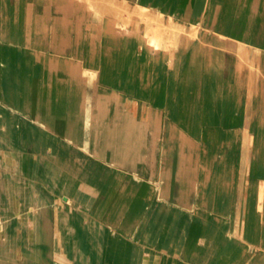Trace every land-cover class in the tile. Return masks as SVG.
<instances>
[{"label": "rangeland", "instance_id": "obj_1", "mask_svg": "<svg viewBox=\"0 0 264 264\" xmlns=\"http://www.w3.org/2000/svg\"><path fill=\"white\" fill-rule=\"evenodd\" d=\"M25 6L41 11L28 14L32 9L18 7L17 28L0 27V142L14 131L11 145L2 142L0 148L20 150L26 141L24 154L42 158L36 143L42 126L33 125L19 108L20 95L10 99L4 85L6 54L34 53L53 76L68 73L75 80L63 91L85 90L88 104L106 116L131 115L150 127L149 160L140 163L150 176L67 142L97 171L83 168L85 183L118 194L110 183L125 173L118 199L129 190L131 198L153 206L166 235H186L180 244L167 237L153 244L169 255L161 264H207L215 254L224 264H264V0H26ZM28 31L33 37L46 33L50 43H20ZM21 72L9 79L20 82ZM52 133L64 142L61 133ZM56 152L62 153L59 161H72L61 148ZM93 214L102 220L116 216ZM113 236L107 232L106 247L123 243ZM189 245L195 252L185 255Z\"/></svg>", "mask_w": 264, "mask_h": 264}, {"label": "bare ground", "instance_id": "obj_2", "mask_svg": "<svg viewBox=\"0 0 264 264\" xmlns=\"http://www.w3.org/2000/svg\"><path fill=\"white\" fill-rule=\"evenodd\" d=\"M25 1L26 0H0V27L10 28L11 25H13L14 28H17V25L15 26V21L17 18H19L18 13H16V8L18 7L24 10L23 12L32 9V11H30L28 14L41 11V9L38 10L33 7L25 6ZM28 2L31 3L30 1ZM2 12L4 14H2ZM37 34L38 33L35 32L33 37V34L31 35L30 31H28L24 38H22L23 36L20 34L21 37L19 41L20 43H25L24 45L29 43L30 46L34 47L36 45L46 46L50 43L48 42L49 38L47 41L46 37H44L46 36V33L43 35ZM53 42L52 44L58 43V41H56L55 39ZM233 44L237 47L236 43ZM234 45L233 47H235ZM0 49L3 48L0 47ZM4 49H6L7 52L12 51V49L8 47H4ZM28 51H30V48L28 49ZM28 51H26V53ZM28 54L29 55L23 56V58H18L11 53L6 54L8 58L3 60V64L6 67V69L4 70V76H7L6 80L4 81V85L7 91L9 90V92L11 93L9 94L10 99L11 97L13 98L12 95H20V99L18 101L19 108L32 116V119L35 122L33 123V125H37L36 123H38V126H42V129L40 127L39 131L36 132L38 133L36 134V143L39 146V151L42 155V158H39V160H54L62 167H64L69 173L77 176L80 180L85 182L84 178L86 171H83V168H87V170L90 171L95 170H93V167L88 165L86 161H83L82 155L77 156L81 154V151L79 150V152L76 147L70 146L69 142H72L77 144L80 148L86 150L85 153H90L96 158H107V160L109 161H113L114 163L122 165L128 169H134L139 173L146 174L148 176L153 174V172H150L151 170H149V167L142 165L140 166V163L142 164V160H149V157L146 153L147 149L145 147V143H147L148 147L147 136L149 137L148 130H150V127H146L147 123L140 119H132L131 115L128 117L127 114L119 115L112 119L111 117L106 116L105 113L103 114L104 111L92 108L88 104L91 99L90 94H88V92H86L85 90L79 93H75L71 90L63 91V89H61L62 87L66 86V84H69L71 86L75 84V80L68 79V73H63L59 76H53L52 73L47 71V66L38 64L37 57L39 55L29 52ZM29 61H34L33 65L37 69L34 68L35 70H29ZM26 67L29 70H27L28 72L24 69ZM18 68L20 70H23V73L21 72V81L17 82L14 78V80L9 79V75L12 76L15 73L19 72ZM18 78H20L19 75ZM48 85L54 86L55 90L47 89L46 87ZM77 99H81L82 101L78 102ZM81 103L83 104V106H81ZM25 126L26 125L24 121L20 120V129H22L21 131L23 132L24 139H27ZM10 130H12V127ZM52 131L61 133V136L64 138V142H57L56 140H53ZM9 132H11L12 134L14 131L12 130ZM17 133L19 134V132ZM17 133L16 135H18ZM11 134H5V138L0 142L1 148L3 147L1 146L2 142H4L3 144L11 145L8 142L9 138L10 140L13 139V136ZM18 140L21 141V137ZM11 142H13V140ZM24 142L23 149H15L13 151H19L22 154L26 153L24 149L25 147L28 148V143H26V141ZM51 142H53V146L51 145ZM50 145L51 148L49 149ZM12 147L15 148L14 146ZM58 148L62 149L64 153L63 157L68 158V162H70L69 159L72 158V161L68 163L69 165L64 161H59L58 158L62 153L59 154L56 152V149ZM69 148L71 149L70 154L67 153V150ZM112 151L114 152V154L111 153ZM76 152L78 153L76 154ZM51 153L56 155L53 156ZM73 158L76 159L73 160ZM80 164H82V167H79ZM95 172L97 173V171ZM116 175L118 177H112L114 179V182H111L110 185L117 189L119 193L117 194L116 192H112L111 194L109 190H107L106 188L104 189L105 186L103 185V189H100V191L102 192L101 194L99 193V196L91 209V212L99 216L105 214L106 212L115 213L116 216L103 221L107 222L110 226L108 232H114L112 240L118 239L122 240L123 242L122 244L117 245V247L115 248H108L105 246L104 264H131L132 262L130 244L132 240L138 242L140 241V243L146 244L147 246H152L155 243L157 246L159 245V243H166L167 241H163V239L166 237L170 240H175V242H177L178 244L183 243L186 235L184 233H178L175 236L166 235L165 226L167 225L155 220V214L152 212L153 206H147L145 202L142 201L143 199L140 200L139 197L137 199L131 198L129 196V190L123 192L125 194H128L126 198L118 199L120 191L123 190L124 186L122 179L126 174H123L122 172L116 173ZM89 177L90 175H88V178ZM97 178L102 181V178H99V176ZM91 181H86V183L90 182V184L92 185ZM95 184L97 183L95 182ZM131 192L133 191L131 190ZM38 214L39 221H37V224L35 223V246L37 251L36 263L57 264V262L53 260L52 256L54 231L53 209L46 208L41 210V212ZM184 219L185 221H187L186 217H184ZM177 220L178 217H175L174 222L178 223ZM181 222L183 221L179 220V223ZM185 223L183 224L184 226ZM124 242H126L127 244ZM157 246L153 245L152 247L156 248ZM195 249L196 247L189 245L184 249V253L185 255H191L193 251L195 252ZM167 252L172 254V250H168ZM164 256L166 258L167 255ZM164 260L165 262H168L167 259ZM138 262L139 263L137 264H141L142 262H144V264H153L150 260H147V258H144L143 261L139 259ZM224 263V257L222 258L219 254H215V257H212L207 264ZM0 264H33V262L28 259L17 261L15 259L13 260L5 257H0Z\"/></svg>", "mask_w": 264, "mask_h": 264}, {"label": "crops", "instance_id": "obj_3", "mask_svg": "<svg viewBox=\"0 0 264 264\" xmlns=\"http://www.w3.org/2000/svg\"><path fill=\"white\" fill-rule=\"evenodd\" d=\"M40 161L37 155L0 149V257L37 264L36 215L52 208L53 260L104 264L110 226L91 212L100 191L56 161L47 159L42 166ZM130 252L131 264L144 258L161 264L164 257L162 250L135 240Z\"/></svg>", "mask_w": 264, "mask_h": 264}]
</instances>
